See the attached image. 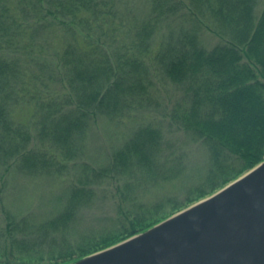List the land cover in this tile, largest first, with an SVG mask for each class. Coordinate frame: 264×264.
Wrapping results in <instances>:
<instances>
[{"label": "trees", "instance_id": "1", "mask_svg": "<svg viewBox=\"0 0 264 264\" xmlns=\"http://www.w3.org/2000/svg\"><path fill=\"white\" fill-rule=\"evenodd\" d=\"M258 2L0 0V166L28 175L66 169L97 117L115 121L146 109L153 56L156 68L182 87L170 121L199 141L207 158L209 191L199 189L196 201L236 179L264 159V6L256 16ZM204 31L219 40L209 49L201 44ZM162 138L158 127L141 125L106 165H82L84 176L63 209L37 226L3 209L0 264L71 263L178 211L129 203L134 181L172 180L183 171L180 162H160ZM111 176L134 179L117 186L119 232L77 237L71 250L67 235L78 211L94 198L98 179ZM29 227L35 230L25 233ZM48 242L64 245L57 257L32 256Z\"/></svg>", "mask_w": 264, "mask_h": 264}, {"label": "rangeland", "instance_id": "2", "mask_svg": "<svg viewBox=\"0 0 264 264\" xmlns=\"http://www.w3.org/2000/svg\"><path fill=\"white\" fill-rule=\"evenodd\" d=\"M263 6L264 0H259L255 8L256 16H259ZM159 41L160 37L154 40L153 53L157 52ZM218 41V38L210 32H202L201 44L205 48H211ZM152 59L153 56L148 64L151 67L153 86L150 88L146 109L115 121L97 117L82 142L81 154L77 159L65 162L67 168L59 174L28 175L19 173L13 167L5 172V168L0 166V231L6 226L3 209L14 215L17 221L25 219L33 227L56 216L63 209L71 187L77 179L84 176L81 166L89 165L97 168L106 165L112 152L122 146L132 131L141 125H152L161 129L163 138L160 144V162L166 167L180 162L184 167L183 171L172 180H159L155 183L146 180L134 181L128 176L98 179L93 185L94 198L78 211L76 220L69 229L67 236L72 239L69 243L70 249L75 250V243L80 241L77 237H91L95 240L119 232L121 218L118 205L121 193L117 192V186L127 178L131 179V182L134 181L130 187L129 203L134 200L133 207L138 206L140 209L161 205V213L169 214L174 207L180 211L210 195L208 193L196 201L199 189L204 192L209 191L203 183L207 158L202 145L169 118L171 108L182 97V87L169 81L156 68ZM16 113L23 119L24 113L21 110H17ZM239 165L235 162L236 170ZM31 227L27 228L25 233L35 230L30 229ZM32 238L34 236H31ZM63 247L64 245L60 246L59 243L48 242L31 254L35 257L42 256L40 258L46 261L49 254L53 255V258L57 257Z\"/></svg>", "mask_w": 264, "mask_h": 264}, {"label": "water", "instance_id": "3", "mask_svg": "<svg viewBox=\"0 0 264 264\" xmlns=\"http://www.w3.org/2000/svg\"><path fill=\"white\" fill-rule=\"evenodd\" d=\"M67 264H264V159L146 230Z\"/></svg>", "mask_w": 264, "mask_h": 264}]
</instances>
